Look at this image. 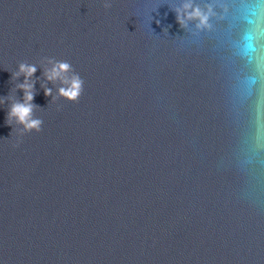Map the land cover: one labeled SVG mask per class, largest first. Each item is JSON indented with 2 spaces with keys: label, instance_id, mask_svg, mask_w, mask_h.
<instances>
[{
  "label": "water",
  "instance_id": "obj_1",
  "mask_svg": "<svg viewBox=\"0 0 264 264\" xmlns=\"http://www.w3.org/2000/svg\"><path fill=\"white\" fill-rule=\"evenodd\" d=\"M185 2L0 0V97L37 64L44 121L10 136L0 105V264H264V0H193L203 29ZM45 56L79 102L48 103Z\"/></svg>",
  "mask_w": 264,
  "mask_h": 264
},
{
  "label": "clouds",
  "instance_id": "obj_2",
  "mask_svg": "<svg viewBox=\"0 0 264 264\" xmlns=\"http://www.w3.org/2000/svg\"><path fill=\"white\" fill-rule=\"evenodd\" d=\"M103 6L107 9L111 7V4L105 2ZM215 6L213 3H205L201 7L193 0H188L172 10L175 12L176 20L181 28L186 29L188 21H195V28L203 29L211 27L209 21L215 15ZM39 64L43 69L42 76L44 78L40 80V87L46 97H51L48 103L56 102L60 98L74 103L79 102L84 92L85 81L70 61L45 56L41 58ZM36 72L37 64L27 61L19 62L17 69L11 72L10 80L17 81L20 76H23V82H16L7 96L0 97V105H3L5 101L9 102L5 123L12 126L10 136L15 134L17 137H23L33 131L37 133L42 131L44 121L35 115L38 109H42L40 105L34 103L35 84L40 79V77L34 78ZM49 82L56 86L55 92L53 87L48 86ZM17 89L23 91L22 100L16 96ZM13 125L17 127H13ZM19 143L18 139L13 147H17Z\"/></svg>",
  "mask_w": 264,
  "mask_h": 264
},
{
  "label": "snow or ice",
  "instance_id": "obj_3",
  "mask_svg": "<svg viewBox=\"0 0 264 264\" xmlns=\"http://www.w3.org/2000/svg\"><path fill=\"white\" fill-rule=\"evenodd\" d=\"M247 39H248L249 41H251V39H252L251 35H248V36H247ZM249 47H251V43H249Z\"/></svg>",
  "mask_w": 264,
  "mask_h": 264
}]
</instances>
